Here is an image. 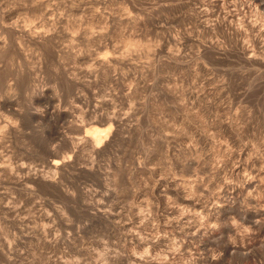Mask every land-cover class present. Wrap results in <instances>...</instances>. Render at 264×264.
Here are the masks:
<instances>
[{"label": "rangeland", "instance_id": "374dc122", "mask_svg": "<svg viewBox=\"0 0 264 264\" xmlns=\"http://www.w3.org/2000/svg\"><path fill=\"white\" fill-rule=\"evenodd\" d=\"M38 1L0 0V264H264V0Z\"/></svg>", "mask_w": 264, "mask_h": 264}, {"label": "bare ground", "instance_id": "6f19581e", "mask_svg": "<svg viewBox=\"0 0 264 264\" xmlns=\"http://www.w3.org/2000/svg\"><path fill=\"white\" fill-rule=\"evenodd\" d=\"M39 2V4H47L48 3V0H39L38 1ZM51 5V4H50ZM50 13V12H49ZM52 17V16H51ZM16 19V18H15ZM45 19V18H44ZM43 20V19H42ZM43 23H44V21H43ZM38 24V23H37ZM11 25V24H10ZM36 25V24H35ZM14 26V25H13ZM25 26V25H24ZM37 26V25H36ZM40 26H42V24L40 25ZM22 27V26H21ZM36 28V27H35ZM38 28H40L39 26L36 28V30H39ZM3 29V28H2ZM28 29H30L29 27H28ZM10 30H12V29H10ZM16 30V29H15ZM22 30H26V28H24V29H22ZM35 30V29H34ZM33 30V31H34ZM42 30H44V29H42ZM2 31V30H1ZM29 31V30H28ZM26 32H27V30H26ZM24 33V32H23ZM44 34H46V33H44ZM67 34V33H66ZM26 35H27V37L26 38H28V37H34V35H37V36H43V33H42V31H36L35 32V34H31V33H26ZM36 37V36H35ZM46 37V36H45ZM69 37V36H68ZM29 38V39H30ZM37 38V37H36ZM40 38V37H39ZM43 39V38H42ZM32 40H34V39H32ZM29 41V40H28ZM37 41V40H36ZM16 43V42H15ZM3 44V43H2ZM204 44V43H203ZM39 46V45H38ZM240 46V45H239ZM1 48L3 47V46H0ZM0 48V49H1ZM5 48V47H4ZM5 51V50H4ZM18 51H19V49H18ZM16 54V53H15ZM50 54V53H49ZM244 54H247L246 55V57L249 59V58H251V54H249L248 53V51H245V53ZM14 55V54H13ZM24 57V56H23ZM21 58V57H20ZM246 58V59H247ZM247 59V60H248ZM111 60V59H110ZM97 62H98V64L100 63V64H105V59L104 58H97V60H96ZM108 61V60H107ZM106 61V62H107ZM111 62V61H110ZM96 63V62H95ZM202 63V62H201ZM97 64V65H98ZM111 64V63H110ZM106 65V64H105ZM109 65V64H108ZM72 66V65H71ZM1 67V66H0ZM24 67V66H23ZM103 67V66H102ZM28 68V67H27ZM235 68V67H234ZM97 69V68H96ZM64 72V71H63ZM89 72V71H88ZM31 75V74H30ZM7 76V75H6ZM16 77H17V74H16ZM23 78V77H22ZM21 78V79H22ZM28 79V78H27ZM241 81V80H240ZM246 81V80H245ZM15 82V81H14ZM208 85V84H207ZM131 86V85H130ZM252 92V91H251ZM76 100V99H75ZM92 100V99H91ZM80 101V100H79ZM106 101V100H105ZM106 104V103H105ZM88 105V104H87ZM77 106V105H76ZM251 106V105H250ZM81 107V106H80ZM248 109V108H247ZM61 110V109H60ZM89 118V117H88ZM82 126V125H81ZM90 127V126H89ZM108 128H110V127H108ZM108 128H104V129H100V128H94L91 132H86V133H84V135L81 137L82 139H83V141H85V142H87V145L89 144V146L91 147L90 149H92L91 151H94V150H96L97 149V147L98 146H100V145H103L104 147H106L107 145H109L110 144V141L112 140V138L114 137V132H112L110 129H108ZM116 130V129H115ZM78 141V140H77ZM72 145V144H71ZM75 149V148H74ZM77 149V148H76ZM97 153V152H96ZM63 164V163H62ZM60 165H61V162L60 161H58V160H55V159H53L52 161H50L49 162V167H51V168H54V169H57V168H59L60 167ZM64 165V164H63ZM23 166V165H22ZM61 168V167H60ZM58 171V170H57ZM26 175V174H25ZM43 177V176H42ZM40 180V179H39ZM249 186V184H247V187ZM251 195V194H250ZM68 198V197H67ZM255 210V209H254ZM98 211H100L99 209H98ZM102 212V211H101ZM258 211H255V212H253V213H251V216L252 217H256L257 215H258ZM100 215V214H99ZM102 215V214H101ZM195 228V227H194ZM33 230H35V229H33ZM38 230V229H37ZM36 231V230H35ZM38 233V232H37ZM195 233H197V232H195ZM229 248H231L232 249V247H230V246H228L227 245V249H229ZM3 249V248H2ZM4 249H5V247H4ZM8 249V248H7ZM224 254V253H223ZM210 260V259H209Z\"/></svg>", "mask_w": 264, "mask_h": 264}]
</instances>
